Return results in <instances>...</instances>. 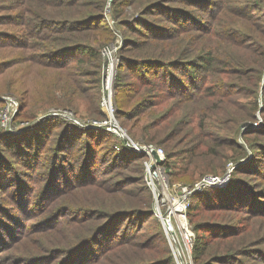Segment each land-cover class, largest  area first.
<instances>
[{
	"label": "trees",
	"instance_id": "trees-1",
	"mask_svg": "<svg viewBox=\"0 0 264 264\" xmlns=\"http://www.w3.org/2000/svg\"><path fill=\"white\" fill-rule=\"evenodd\" d=\"M36 1L42 9L31 15H25L21 9L8 16L0 9V25H8L10 20L13 26L22 27L19 34L4 33V28H0V41L15 42L18 48L31 50L11 63H0V71L17 65L14 70L21 82L28 73L49 77L36 101H30L27 87L21 89L22 98L19 97L13 123L32 119L31 124L17 134L0 127V193H3L0 196L9 193L8 200L20 205L17 216L21 219L12 217L19 210L17 206L8 211L0 208V252L3 251L0 258L7 252L10 264L27 260V264H176L144 179L146 154L133 152L121 137L103 127L78 126L57 115L33 121L49 106L69 110L80 119L105 116L99 105L100 49L113 38L103 9L105 0ZM169 1L151 0L145 3V8ZM230 1L239 0H211L205 11L210 16L209 26L199 33L200 39L191 41L189 52L183 48L184 38L180 34L198 28L194 16L190 17L194 23H187L184 18L177 20L171 31L151 29L145 33V40L125 38L120 48L114 84L119 94L116 119L132 139L139 137L165 146V165L171 181L192 183L207 173L220 174L228 161L235 163L244 154L235 136L243 120L252 118L258 108L257 89L264 69V30L257 34L263 47H257L248 61L230 59L223 47L211 45L210 37L216 33L213 29L218 24L222 26L219 21L228 14ZM4 2L0 0V8ZM26 2L32 4L31 0H13L11 7ZM124 4L125 0L116 1L113 14H121L120 6ZM254 4L255 9L264 10L260 8L264 0H255ZM241 7H233L237 18L242 16ZM147 20L141 15L134 25L147 26ZM234 32L235 43L242 45L243 34L240 30ZM21 33L22 37H16ZM198 41L201 43L196 52ZM249 62L254 64L253 77ZM124 67L127 71L135 70L136 84L124 83L121 75ZM242 82L254 86L249 87L245 108L238 105L236 97ZM168 100L170 106L178 103L190 116L183 137L178 138L177 133L167 135L171 130L169 122L165 118L154 121L152 117L161 110L155 108ZM230 112L236 115L231 125L223 129L220 114ZM220 130H224V135H217ZM244 166L236 162L226 186L206 188L192 195L187 217L196 233L191 249L194 264L260 262L240 257L248 254L253 244L247 226L234 227L227 213L221 215L220 221L196 217L203 215L206 207L203 201L212 199L215 203L217 195L220 204L227 206L222 207L224 212L235 210L231 207L234 204H243L247 219L264 214L262 194L253 200L252 195L246 194L245 201L235 194V187L241 184L235 176ZM254 167L252 174L264 177V166ZM246 172L251 174L250 168ZM129 184H134L136 191L126 190ZM260 187L263 191L264 184ZM137 191L144 193V199L138 197ZM37 194L40 198L35 204ZM130 198L135 199L134 205L125 204ZM215 207L208 209L213 212ZM43 212L48 215L43 219L46 225L41 227L35 228L31 223L43 220L28 223L24 219ZM146 221L150 222V229L145 227ZM88 224L89 231L77 236L78 228ZM33 233L44 236L39 235L32 240V247L20 251L25 244L22 240ZM0 264L9 263L3 260Z\"/></svg>",
	"mask_w": 264,
	"mask_h": 264
},
{
	"label": "rangeland",
	"instance_id": "rangeland-1",
	"mask_svg": "<svg viewBox=\"0 0 264 264\" xmlns=\"http://www.w3.org/2000/svg\"><path fill=\"white\" fill-rule=\"evenodd\" d=\"M12 1L5 0L4 4H1L0 9L2 13L7 14L8 16L9 15L11 16L16 12L19 13V11L23 10L22 12H24L25 15H31L35 10L42 9V6L36 0H31L32 4L29 2H26L24 5L19 6L17 8L11 7ZM116 1L118 0H105L104 1L103 9H104L106 21L110 29L113 30V38L107 41L106 43H104L102 46L114 41L116 38H122L121 47L125 42V38L132 39V40H137V39L145 40L146 39L145 33L150 31L151 29L159 28L160 31L162 30L171 31L173 29L172 27H175L177 25L176 23L177 20L184 18L187 23L195 22L197 23V26H198V28L196 27L192 32L188 30V32H183L182 34H180V36L184 38L183 48L189 52L191 50V47L193 46L191 45V41H194L195 39L197 40L200 39L201 37L198 36L200 35L199 33L202 31V29H205V27L209 26V23H210V16L208 15L207 17L205 14V11H206V7L209 5L211 0H170L169 2H166V3L162 2L161 4L151 9L145 8L146 6L145 3L151 0H125L127 4L120 6L121 7L120 10L122 11V13L119 15H114L112 11V6L114 3H116ZM254 3H255V0H239V1H232V2L230 1L228 3V8H230L228 14L221 18L222 21H219V23H221L222 26L218 24L213 29V30H216V33L215 35H212L210 37L211 45L223 47L225 49L224 50L226 53L225 55H227V57H229L230 59H232L231 57H235V58H243L246 61H248L251 59L253 55H255L257 51V47L258 49H261L263 47V41L261 40V38L257 36V34L259 33V31L264 30V10L255 9ZM240 5L242 6L241 9L243 10V12H242V16L240 18H237L233 7L240 6ZM260 8L264 9V5H260ZM144 11H149L150 13L145 14ZM141 15H143L144 17L148 19L147 26L134 25L136 22V19L138 17H141ZM193 16L195 17L194 22L190 19V17H193ZM8 21H9L8 25H5V26L0 25V28H4L5 30L3 32L9 33V34L10 33L19 34V29H21L22 27H15L13 26L12 21L10 20ZM234 21H237V22L234 23ZM130 25H134V26H130ZM132 27H136L137 30L133 31L131 29ZM234 29L236 30V32L240 30L241 33L243 34V37H241L242 45H238L235 43V38L233 37V33H235ZM16 37H22V33L20 34V36L18 35ZM219 37L224 40H222L221 42ZM200 43L201 41H198L195 45L196 52L198 51V47L200 46ZM14 44L15 42L11 43L7 41H0V63L2 64L11 63L19 59V56L24 57L25 53H30L31 51L29 49L22 50L20 47L18 48ZM225 44L226 46H224ZM124 55H126L125 52H124ZM120 56H121V51H120ZM220 57L222 58L223 56H220ZM248 65H250L251 67V73H252L251 76L253 77L254 70L252 68L254 67V64L253 62H249ZM15 67L17 68V65L7 68L4 72L0 71V97L3 95H9L13 97L14 99H16L19 103V97L22 96L21 89L23 87H27L28 90L26 93L28 94L30 101L31 102L36 101L40 97V95L44 92L45 84H46V81H49V77L48 76L46 77L45 75L28 73L23 76L24 81L21 82V80L18 78L17 73L14 70ZM232 67L233 69H236L237 66L232 64ZM125 69L126 67L123 68L122 73H121V75L124 78V83L136 84L137 80L133 72L135 70L127 71ZM89 77L91 76H87V78ZM141 82H142V79H141ZM89 83L90 81L88 82V84ZM249 87L252 88L254 86L250 82H242L240 85V90H236L237 91L236 97H238L239 99L237 103L238 105H243V108H245L244 105L248 101V93L250 91ZM118 97H119V94L118 92H116V89H115V97H114L115 105L118 104V102L116 101ZM133 101L129 102L128 105H132ZM170 101L171 100H168L158 105L155 108V111H157L158 109H161V110L153 113L152 117L154 118V121H158L161 118H165L166 121L169 122L167 125H170L169 128H171V130L168 132L167 135L171 136L177 133L178 138L183 137L185 134L184 125L188 121L190 116L189 114L184 113L185 111L181 109L178 103L175 104L174 106H170L171 105ZM256 101L258 103V108L255 111L254 116L252 118L243 120V122L240 124L239 132L237 136H235V139L244 148V154L240 155L235 161V163L239 161V163H242V165H245L244 166L245 169L242 172L239 171L237 175L235 176L236 179H239V182L241 184H238V186L235 187V181L233 183L235 187L234 189L235 194L238 197H241L243 201H245L246 198H248L246 194H250L253 196L251 200H253L254 197H259L261 194L262 196H264V189L262 191L260 187L261 185L264 184V177L262 176L260 177L261 174H252L251 172L252 171L251 169L255 168L254 165L257 166V164H261L262 166H264V164L262 163L264 162V159H263L264 157L263 155L264 153V69L261 74V81H259ZM47 108L53 109L54 106H49ZM224 113L220 114V119L223 125L222 126L223 129H227L226 126L228 127L231 125L232 119L236 115V113H233V112H230L227 114H224ZM85 115L87 116L88 114H85ZM21 116L26 117V115L24 116L23 113ZM88 118H93V117H88ZM31 120L32 119H30L29 121ZM223 120L225 121V124L223 123ZM246 122L250 123L249 126L243 125ZM21 130L14 131L11 134H17ZM217 135L218 136L224 135V130L218 131ZM135 138L137 140L144 141V139L142 138H139V137H135ZM162 147H164L165 149L164 145ZM260 155H263V156H260ZM229 163L230 161L226 163V165L224 166L225 169L228 167ZM246 168H250L251 174L249 172H246ZM199 178L197 177L196 180ZM169 181L171 183H179L181 185L191 184V183H181L179 181H171L170 176H169ZM230 181L231 179L228 181L227 184H229ZM135 187L136 186L134 184H129L126 187V190L136 191ZM222 187H219V188H222ZM39 189L40 188L38 186L35 187V190H37V192H39ZM137 192L139 193L138 197L141 199H144V193L140 191H137ZM0 194L3 195V193H0ZM8 196H9V193H8ZM8 196H0V208L4 211H8L12 207L17 206L19 210H17L12 217L16 216L17 219H20L19 216H17L20 212V205L16 203L14 204L11 203L8 200ZM39 198L40 197L37 194L35 197V204H38ZM152 200H153V197H152ZM211 201L212 199L206 202L203 201L204 205L206 206L203 212V215L196 216V217H200L204 220L214 219V220L220 221L221 219L219 218L221 217V215H226L225 213H227L226 217L230 218L228 219V221L231 222L234 225V227L243 228L247 226L246 230L249 232L250 239H252L251 243L253 244L250 246L249 248L250 250H248L249 251L248 254H245L244 256H240V257L247 261L259 260L260 262L258 264H264V214L247 219L246 218L247 212L244 210L243 204H234L231 207L235 210L224 212L222 210V207H227V206L220 204L218 195H217V202L213 203ZM18 202H21V198H19ZM134 203H135V199L130 198V200L125 204L134 205ZM190 203H191V200H190ZM152 205H153V201H152ZM212 205L214 207L216 206L213 212L208 209V207ZM111 206H116V204L111 205ZM13 212L14 211L12 210V213ZM214 214L216 215V217L213 216ZM47 215H48L47 212H43L38 216H31V217L26 216V218L24 219H26L28 223L34 220L41 222L43 219H46ZM31 225H34L35 228L41 227L43 225H46V220H43L41 223L33 222L31 223ZM90 227L91 226H89L88 224V225L78 228L79 231H78L77 236L83 233H87ZM145 227L150 229L149 221L145 222ZM20 228H23V223L21 224ZM27 228H29V225L26 226V229ZM48 233L50 232H47V234ZM39 235L44 236V234L33 233L32 235H28L25 239H23L22 242L25 244L21 248L20 251L24 250L25 248L32 247L34 244L32 240L38 239ZM141 240L151 241L150 238H141ZM66 244L67 243L65 242V245ZM2 252L3 251H1L0 253ZM6 254L7 252L3 254L5 256H2L0 258V261L5 260L6 262L10 264L11 259L10 257L6 258ZM11 255L12 254H10V256ZM28 262L29 261L27 260L26 262H22L21 264H27Z\"/></svg>",
	"mask_w": 264,
	"mask_h": 264
},
{
	"label": "built area",
	"instance_id": "built-area-1",
	"mask_svg": "<svg viewBox=\"0 0 264 264\" xmlns=\"http://www.w3.org/2000/svg\"><path fill=\"white\" fill-rule=\"evenodd\" d=\"M121 44L122 38H116L100 49L102 64L99 105L105 115L103 118L80 119L66 109H47L40 112L33 121L40 122L44 118L57 115L78 126L103 127L121 137L133 152L146 154L144 179L151 190L153 209L162 224L174 261L176 264H193L191 249L196 233L187 217L191 196L206 188L226 186L231 179V172L236 163L230 162L228 167L220 174H204L190 185H181L169 181L165 165L167 155L164 148L152 142L132 139L116 119L115 112L117 108L114 102V84L120 61ZM0 100L2 101L0 105V127L2 129L7 133H13L30 125L31 121L28 120L13 123L19 107L16 99L9 95H3ZM146 176H148V180Z\"/></svg>",
	"mask_w": 264,
	"mask_h": 264
},
{
	"label": "water",
	"instance_id": "water-1",
	"mask_svg": "<svg viewBox=\"0 0 264 264\" xmlns=\"http://www.w3.org/2000/svg\"><path fill=\"white\" fill-rule=\"evenodd\" d=\"M31 124V123H30ZM249 122H246V123H244L243 125H247V126H249ZM146 179L148 180V176H146Z\"/></svg>",
	"mask_w": 264,
	"mask_h": 264
}]
</instances>
